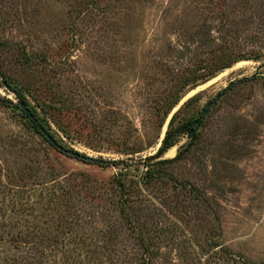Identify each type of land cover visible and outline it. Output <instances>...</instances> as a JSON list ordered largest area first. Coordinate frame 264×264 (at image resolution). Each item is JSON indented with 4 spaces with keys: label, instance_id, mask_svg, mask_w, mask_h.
<instances>
[{
    "label": "rangeland",
    "instance_id": "1",
    "mask_svg": "<svg viewBox=\"0 0 264 264\" xmlns=\"http://www.w3.org/2000/svg\"><path fill=\"white\" fill-rule=\"evenodd\" d=\"M0 264H264V0H0Z\"/></svg>",
    "mask_w": 264,
    "mask_h": 264
},
{
    "label": "trees",
    "instance_id": "2",
    "mask_svg": "<svg viewBox=\"0 0 264 264\" xmlns=\"http://www.w3.org/2000/svg\"><path fill=\"white\" fill-rule=\"evenodd\" d=\"M214 57H215V61L212 62V63H208V65H206V66L204 67V70L201 72V74H200V75H197V76H200L201 79L203 78V80H205V79H207V78H210V77L214 76V75L216 74L217 71H220V70H222V69L228 67L229 65H231L232 63H234V62H236V61H238V60H241V59H248V58H250V54H248V53H242L240 50L237 51L236 53L225 51V52H221L220 54L215 55ZM247 79H248V78L245 77V78H241V79H238V80L232 82L228 87H226V88L224 89V92L230 90V89L234 86L235 83H238V82L240 83V82H243V81H245V80H247ZM188 81H189V83H192V84L194 85L195 80H193V76H192V75H190V76L188 77ZM224 92H223V93H224ZM20 97L23 99V101H24L25 103H27V98H25V96H24L23 94H21ZM173 105H174V104H173ZM173 105H172V106H173ZM26 107H28V106H26ZM22 109H23V111L27 114V116L31 119V122H32V124H33V126H34V128H35V130H36V132H37L38 134H40L43 138H45L46 140H48L53 146H55V147H57V148H59V149H64V150H62V151H65V152H67V153H70L69 156H74V155L70 152L69 149L64 148V147L61 146L60 144H58V145H54V144H53V143L47 138L45 132H43V130H41V127H43V129H44L46 132H48V130H47V128L43 125V123H41V120H39V118H38V116H37V114H36L35 112H31V111H30L31 114H32V116H30V115L26 112V110H25L24 108H22ZM179 112H180V111L178 110V111L173 115V117L171 118V121H170V123H169L171 127L169 126V128H168V130H167V132H166V135H165L164 138H163V142H162V145H161V147H160V149H159V153H162L163 151H165L166 149H168L170 146L173 145V137H174V135H175L176 133H182V132H184V131H186V130H188V129H189V130L192 129V127L190 126V120H187V121H185V122H181L180 124L176 125L175 128H172V126H173V121H174L176 115H177ZM207 113H208V112H207ZM48 133H49V132H48ZM49 134H50V133H49ZM50 135H51V134H50ZM75 157H76V156H75ZM152 157H155V156H152ZM177 157H179V154H178L177 156H175V158H177ZM77 158H79V157H77ZM80 159H82V158H80ZM83 160H84V159H83ZM85 160H87V159H85ZM88 161H98V162H100V163H105L104 160H88Z\"/></svg>",
    "mask_w": 264,
    "mask_h": 264
},
{
    "label": "water",
    "instance_id": "3",
    "mask_svg": "<svg viewBox=\"0 0 264 264\" xmlns=\"http://www.w3.org/2000/svg\"><path fill=\"white\" fill-rule=\"evenodd\" d=\"M204 85H200V87H197L195 88L194 90L190 91L188 93L189 97L193 94H195L198 89L202 88ZM224 90H222L220 93H218L212 100H210L206 107L204 108V110L202 111V114L200 116V118L197 120L195 126L191 129V131H193L196 127H198V125L201 123L202 119L205 117V115L207 114V112L209 111V109L211 108V106L221 97V95L223 94ZM188 99V97H185L182 101H181V104L186 100ZM21 107L24 108L26 110V112L32 116L31 112H30V109L26 107L25 103L22 102L21 104ZM41 130H43V132H45L47 138L54 144V145H58L57 141L48 133L46 132L43 127H41ZM70 152L76 156V157H79V158H82V159H87V160H92L94 158L90 157V156H87V155H84V154H81L79 152H76V151H71Z\"/></svg>",
    "mask_w": 264,
    "mask_h": 264
}]
</instances>
